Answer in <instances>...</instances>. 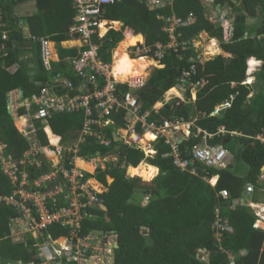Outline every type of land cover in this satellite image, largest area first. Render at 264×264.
Returning a JSON list of instances; mask_svg holds the SVG:
<instances>
[{"label": "trees", "instance_id": "obj_1", "mask_svg": "<svg viewBox=\"0 0 264 264\" xmlns=\"http://www.w3.org/2000/svg\"><path fill=\"white\" fill-rule=\"evenodd\" d=\"M30 1L35 6L25 19L28 26L26 37L14 29L19 22L15 18V8ZM202 1L176 0L172 8L151 10L141 0H116L105 7V19L120 22L123 27L119 31L111 30L102 40L93 38V43L100 47L101 60L110 62L114 50L125 39V31L139 34H129L127 39L131 45L142 41L143 37L147 46L156 43L166 45L169 37L164 31L165 18L172 14L183 18L194 14L197 22L180 28L176 33L182 45L178 52L173 49L165 53L160 62L163 67L153 70L137 96L144 113L160 101L167 91L183 86L187 101L180 102L178 106L174 105L177 100L173 106L165 104L153 112L148 121L162 124L164 119H183L185 123H190L196 117L190 138L178 145L182 160H191L193 148L205 141L212 147L224 148L232 156L226 169L197 165V176H194L179 169L174 157H166L172 154V149L164 139L154 144L156 156L152 158H147L138 148L115 139L118 129L128 127L124 111L113 112L111 125L100 130L95 125L96 134L101 133L110 140L111 145H101L98 138L90 137L80 145L79 158L93 160L114 155L116 161L108 162L105 170L98 168L95 174L86 175L108 190L100 197L107 212L88 209L92 217L84 219L80 237H88L95 230L116 233L119 249L115 250L114 264H229V253L236 255L239 264H264V229L256 227V212L250 206L236 205L237 201L243 199L244 202L249 199L255 205H264V145L255 141L258 136L264 135V0H212L209 6ZM0 3V145L5 146L2 155L7 162L18 160L21 165L17 170V184H20L23 173H27L30 184L27 189L33 191L36 190L33 183L49 174L51 168L28 162L25 153L31 150L33 144L46 147L50 141L43 121L34 123L36 135L33 140L19 131L9 114L8 95L22 90L24 100H32L46 87L57 95L77 94L67 93L55 81L60 76L76 87L81 84L80 76L68 61L79 57L81 50L77 47L66 48L62 44L69 38L68 32L77 9L73 0H0ZM217 9L228 14L231 12L234 27L227 50L232 59L227 61L219 55L208 61H200L193 40L201 32L214 38L228 33L207 16L208 12ZM248 18L254 21L251 29L247 27ZM4 35L7 39H3ZM42 39L56 45L59 59L52 64V70L44 66ZM23 56L29 59L22 60ZM250 58L262 62L256 76L257 84L251 88L242 85L247 77V61ZM192 60L197 70L186 77L184 73L191 72ZM255 65L252 59L249 66ZM14 67L18 68L11 73L9 69ZM202 83L193 102L190 88ZM259 86L262 88L255 93ZM127 91L126 85L117 86V95H124ZM224 105H229V108L212 116L217 107ZM20 111L21 114L27 113L24 108ZM84 120V111L53 112L47 124L61 138V143L67 146L70 142L73 145L77 142ZM140 125L136 126L138 131H141ZM44 156L48 163L54 158L49 149L45 150ZM23 161L25 164H22ZM142 163L147 164L149 169H136ZM66 166H69L68 162ZM81 166L87 170L93 169L89 164L82 163ZM128 167L136 169H133V176H150L148 181L155 178V168L160 174L152 182L144 183L140 178H129ZM3 168L0 160V199L10 198L17 188ZM212 176L219 178L216 187L208 183ZM108 179L113 181L112 184ZM52 186L56 184L47 183L43 190H51ZM248 187L255 190L252 196L246 194ZM222 192H227L229 198L224 199ZM144 195L149 202L143 206V200L139 198ZM47 206L54 211L66 207V204L61 195L57 204L49 202ZM19 214L18 208L0 203V262L41 264L33 247L37 242L34 238L28 236L23 243L16 242L12 237L13 217ZM217 217L221 219V230L216 226ZM70 232L67 227L55 224L49 227L41 240L49 242V234L57 240L69 236ZM201 251L208 254V259L202 258ZM243 251L244 254L241 253ZM82 254L89 257L92 253ZM58 264L77 263L64 257Z\"/></svg>", "mask_w": 264, "mask_h": 264}, {"label": "built area", "instance_id": "obj_2", "mask_svg": "<svg viewBox=\"0 0 264 264\" xmlns=\"http://www.w3.org/2000/svg\"><path fill=\"white\" fill-rule=\"evenodd\" d=\"M141 1L151 10H160L162 8L172 7L176 0ZM211 1L212 0H203L202 2L209 6ZM73 2L77 9L76 18L68 32V40L62 44H74L77 45L74 47H78L81 50L79 57L68 59L73 67V71L80 76L81 84L76 87L71 82L62 80L60 76H57L55 81L63 86L64 91L67 93L76 92L77 94L71 95L64 93L63 95H57L46 87L42 89L39 96L33 97L32 100H24L22 104V107L27 111L26 118L30 123L28 125L29 131L26 132V135L31 140L34 139L36 135V127L34 124L36 121H43L44 124H47L53 112L84 111L85 123L73 148L67 151L59 144L61 138L58 137L57 143H53L51 147L42 150L39 145L33 144L31 150L28 152L30 156H36L42 155L45 150L49 149L52 155L57 157L58 161L54 163V165H56V170L50 175L44 176L40 182L35 181L34 184L36 186L38 184L41 185L51 180L53 177H58L60 173L63 174L64 178L67 180V186L68 184L69 186L66 188L65 185H62L59 188L61 191L58 193L63 194L66 207H61L54 211L49 210L46 207V201L48 198H52L53 202L57 204V198L55 197L56 193L53 192L40 195L36 190L29 191L31 189H27L29 181L27 182L28 175L26 173L23 174V179L25 181L18 185L17 182L19 180L17 167L15 165H11L9 168L10 170L5 172V174L12 179L13 185L15 187L17 186L16 192L10 198L0 199V203L14 206L20 210V214L14 219L12 225L13 236L25 237L31 233H36L37 242L39 240L38 248L40 252L46 260L53 264H57L64 257H68L69 259L71 257L74 259L80 258L79 264H91L90 261L94 264H109L111 254L113 253V246L118 242V236L116 234L109 233L102 242L98 243L92 241L91 238L93 234L84 238L80 237L82 222L89 215L88 209L103 208L100 196L103 193L102 188L105 187H95L96 185L92 181H87L85 179L84 171L76 166L77 159H79L78 154L80 152V145L87 142L90 137L95 136L98 138L101 145H111L110 140L105 139L101 133L99 134L98 132V134H96L97 131L94 129L95 125L98 126V130L104 126L111 125L113 122L110 117L113 112L124 111L126 113L128 127L118 129L115 139H119L123 141L124 144L138 148V150L144 152L147 158L156 156V151L155 149L152 150L151 145L153 146L164 139L165 144L169 145L172 149V154L166 157H174L175 164L179 169L188 171L194 176H197V165H202L206 168L226 169L232 161V156L224 148L220 146L212 147L205 141L202 145L193 148V158L191 160H182L178 145L190 138L192 124H186L183 119H164L162 124L149 122L148 118L153 111L146 110L142 113V105L137 96V93L145 87L148 77L145 74L139 75L135 73L126 79L118 78L115 73V65L117 63L115 55L113 54L112 61L110 62L101 60L99 56L100 47L93 43V38L97 37L99 40H102L111 30L119 31L123 27V24L120 22H113L105 19V7L114 4L116 0H73ZM216 11L221 13V9H217ZM195 20L196 16L194 14L186 18L177 15L168 16L165 18L166 26L164 28V31L169 37L168 44L156 43L153 46H147L145 40L139 41L137 44L128 47L126 53L134 60L145 58L146 60H151L160 64L168 50L174 49L178 52V48L182 46L179 44L176 36L178 30L193 25ZM220 21L221 19L218 20L216 18L213 22L215 24H220ZM125 32L139 36L131 30ZM3 39H7V36L4 35ZM41 47L44 66L47 70H52V64L56 62L55 57L58 55L56 45L50 40L42 39ZM85 47L89 48L87 50H82ZM195 47H197V45H195ZM196 52L200 61L207 59L205 57H200L197 49ZM191 63V72L184 73L186 77L197 70V65L194 60H192ZM119 84L128 87V91L124 95H117V86ZM202 85L203 83L199 86L197 84L191 86L190 84L191 87L196 89ZM193 101H195V97ZM171 105L173 106V103ZM174 105L178 106L180 102L178 101ZM139 123L141 124V131L136 129ZM185 126H187L186 131H184ZM148 134L153 136L152 142L149 143L144 140ZM255 141L264 145V135L258 136ZM150 143L152 144L150 145ZM108 158L116 159L114 155H110L103 160L107 161ZM28 162L38 164L37 162L31 161L29 158ZM67 162L72 166L71 168L66 167ZM22 164H25V161H23ZM129 168L131 167L127 169ZM216 180H218V177L212 176L208 179V183L213 186ZM112 182L109 184H112ZM25 191L34 198V201L28 203L29 208L26 206L25 200L22 199L23 196L25 197ZM254 192L255 190L252 187H248L246 194L252 196ZM221 195L224 199L229 198L227 192H222ZM243 200L237 201L236 205L243 204L250 206V208L256 207V205L248 204ZM146 201L149 202V199L147 198ZM217 213L219 215V211H217ZM217 218L216 226L221 230V219L220 217ZM55 224H60L71 230L69 236L61 237L64 239L62 246H57L58 239H53L51 234L48 236V239H51V241L49 240V244H46L48 242L40 241L49 227ZM258 224L259 220L256 223V227L259 226ZM226 230L231 229L227 228ZM219 234L217 235L219 236ZM111 235H113L112 238L110 237ZM89 251L92 253L89 257L83 256V252ZM241 253L244 254L245 251ZM228 258L229 264H239L236 261V255L229 253ZM11 264L22 263L15 262Z\"/></svg>", "mask_w": 264, "mask_h": 264}, {"label": "crops", "instance_id": "obj_3", "mask_svg": "<svg viewBox=\"0 0 264 264\" xmlns=\"http://www.w3.org/2000/svg\"><path fill=\"white\" fill-rule=\"evenodd\" d=\"M34 6H35V3L33 2V1H30V2H27V3H23V4H18L17 6H16V8H15V18H17L18 19V24L14 27V29L15 30H17L19 33H21V34H23V35H25L26 37H27V35H28V26H27V24H26V22H25V19L28 17V15H30L32 12V10H34ZM174 6V5H173ZM172 6V7H173ZM172 7H170V8H172ZM172 15H175V14H172ZM197 22V19L195 20V23ZM194 23V24H195ZM129 32H125V39L122 41V42H127L128 43V45H127V48L128 47H130L131 46V43H130V41L127 39V37L129 36ZM207 36L208 37V35L206 34V33H204V32H201L193 41H197L198 39H200L199 37H201V36ZM143 37V36H142ZM208 39L210 40V37H208ZM214 39H217V38H214ZM145 39H144V37H143V40L142 41H144ZM121 42V43H122ZM120 43V44H121ZM155 45V44H154ZM64 47H66V48H75L74 46H77V45H74V44H70V43H65L64 45H63ZM78 48V47H77ZM118 48V47H117ZM117 48L114 50V52H113V54L115 55V57L117 58V53H116V51H118L117 50ZM126 48V49H127ZM125 53H126V51H125ZM220 54V53H219ZM127 55V54H126ZM221 55V54H220ZM129 56V55H128ZM219 56V55H218ZM27 59H29V57L28 56H23L22 57V60H27ZM55 59H56V61L58 62V55H56V57H55ZM207 60V59H206ZM154 62V61H153ZM154 68V67H156V68H162L163 66L161 65V64H155V63H151V62H148V67L145 69V71L143 72V74L145 73V75L148 77L150 74L148 73V72H150L151 71V68ZM17 68L18 67H14V68H12V69H9V71L11 72V73H14L16 70H17ZM115 73H116V70H115ZM120 74H122V72H120ZM120 74H116L117 75V77L118 78H120ZM120 79H122V78H120ZM174 91H179V89L178 88H173V89H171V90H169V91H167L166 93H165V95H164V97L160 100V101H158L153 107H151V111H153V112H157L159 109H161L162 107H164V105L165 104H172L173 102H170V103H168L167 102V96L169 95V93H171V92H174ZM197 92H198V90H197ZM197 92H196V95H195V101H196V99H197ZM24 94V93H23ZM8 97L10 98V100H11V107H12V110H13V112L15 113V116H16V120H15V125H16V127L20 130V131H22L23 129H27L28 128V125L30 124L29 122H28V120H27V118H26V115H27V113L26 114H21V109H23V107H22V104H23V101H24V95H23V97H22V93H21V90H15V91H13V92H11L9 95H8ZM186 97V96H185ZM192 99V98H191ZM194 99V98H193ZM177 101H179V102H184V101H187V100H180V99H178ZM194 102V101H193ZM223 109H221V106H219V107H217V109H216V112L212 115V116H217V115H219L220 113H221V111H222ZM21 120H23V122L21 123V125H19V122L21 121ZM196 117H193V119H192V121L190 122L191 124H192V127H194L195 126V123H196ZM189 122L188 123H186V124H190ZM191 127V128H192ZM46 131L48 132V136H49V138H51L52 139V141L51 142H55V143H57V140H58V136H55L54 134H53V132L50 130V128L49 129H46ZM148 138H146V141H148V140H151L152 141V139H148ZM77 140H78V138H77ZM59 144H61L62 146H64L62 143H61V140L59 141ZM76 144V143H75ZM1 146V148H3L4 149V145H0ZM68 146V145H67ZM154 147V145L152 146L151 145V148H152V150L154 149L153 148ZM71 148H73V146H71L70 147V149ZM53 151V150H52ZM28 153V152H27ZM27 153H25V155H26V157H28L31 161H34V162H37V163H39V161H40V159L42 160V162L45 160V162H46V166L47 167H50V168H52V166H51V163H52V160L54 159V161L55 162H57L58 160L55 158V156H53L54 158H51V160L49 161V163H48V161H47V158L44 156V153H42V155H38V158L37 159H35V157L34 158H30V155H29V153H28V155H27ZM41 156V157H40ZM3 160V159H2ZM79 160H80V158H79ZM80 161H82V159L80 160ZM80 161H78V162H80ZM92 161H94V162H92ZM91 161V163H94L93 165H96L97 167L95 168V169H97V168H103L104 170H105V165L104 166H101V162H104L105 160H103L102 158H96V159H94V160H92ZM2 162V161H1ZM84 163H86V162H84ZM79 164H82V163H79ZM90 164V163H89ZM2 165H3V169H4V172H7L8 170H10L9 168L11 167V166H7V165H4L3 163H2ZM141 167H144L145 169H149L148 167H147V164H145V163H142L138 168H136V169H140ZM131 169L132 168H129V169H127V175H128V177H140L143 181L145 180V181H148L149 179H150V176H147V175H145L144 177H142V176H140V175H136V176H132L130 173V171H131ZM134 170H136L135 168H133ZM156 170H157V174H156V176H155V178L154 179H152L151 181H148V183H150V182H152L153 180H155L157 177H158V175L160 174V172H159V170L157 169V168H155ZM96 171V170H95ZM87 173L88 174H92L91 173V171H87ZM94 181V180H93ZM108 181H109V183H111L112 181L110 180V179H108ZM218 181H219V178H218V180H216L214 183H213V186L212 187H214L215 185H217V183H218ZM95 185H96V187L97 188H101V184L100 183H98V182H96V181H94L93 182ZM216 187V186H215ZM102 190H105V189H103L102 188ZM61 190L57 187L56 188V191H55V193H56V198H58L59 199V197L61 198V195H62V197H63V194H60V193H58V192H60ZM16 192V191H15ZM14 192V193H15ZM143 200V202H142V204H143V206L145 205L144 203H146V204H148V201H146L147 200V197L144 195V196H141L140 198H139V200ZM247 201H248V199H247ZM49 202H51V201H49ZM49 202H46V207L49 209V207L47 206V203H49ZM248 204H254V203H252V201L251 202H247ZM255 205V204H254ZM256 206H259V207H264V205H256ZM252 208H256L255 206L254 207H252ZM50 210V209H49ZM255 211V210H254ZM256 212V211H255ZM16 217H13V221H14V219H15ZM259 225V224H258ZM262 229H264V223L262 224ZM28 236H31V238H34L35 240H36V238H37V235H33L32 233L31 234H29V235H27V236H25L24 238L21 236V237H15V236H13V232H12V237L14 238V240L16 241V242H23V240H25L26 241V239H27V237ZM60 239H62V238H60ZM60 239H58V245L57 246H59V245H61L62 246V244H63V240H60ZM37 241V240H36ZM40 241H42L41 239H40ZM24 243V242H23ZM38 245H39V241L38 242H36L35 244H34V248H35V250H37V258H40L41 259V261H42V263L41 264H53L52 262H50V261H48V260H46L44 257H43V255H42V253L40 252V250H39V248H38ZM201 253V255H208V254H206L205 252H203V251H201L200 252ZM207 258H208V256H207ZM59 263V262H58ZM57 263V264H58ZM0 264H3V263H1L0 262ZM30 264H35V263H30Z\"/></svg>", "mask_w": 264, "mask_h": 264}, {"label": "rangeland", "instance_id": "obj_4", "mask_svg": "<svg viewBox=\"0 0 264 264\" xmlns=\"http://www.w3.org/2000/svg\"><path fill=\"white\" fill-rule=\"evenodd\" d=\"M229 12V11H228ZM207 16H209L210 17V19H212V20H215L216 18L219 20V19H221V21H220V24H216V25H219L221 28H224V29H226V31L228 32V33H226V34H224V36H220V38L219 37H217V39H214V37H212V36H210V35H208V37H210V40L208 39V37L207 36H205L204 34V36H201V37H199L200 39H198L197 41H193V43H194V48H196L197 50H198V52H199V56L200 57H205V58H207V61L208 60H211V59H213L214 57H216V56H218V55H222L224 58H225V60H227V61H229V60H231L232 59V57L229 55L230 53H229V51L227 50V45L229 44V41H230V38H231V33H232V31H233V27H234V25L232 24V22L230 21V19L229 18H231L232 16H231V12H229V14H227V13H225V11H221V13L219 12H217L216 10H211L210 12H208L207 13ZM214 23V22H213ZM247 27L249 28V29H251L252 28V26H253V23H254V21L252 20V19H249L248 18V21H247ZM215 24V23H214ZM133 33H131V35H132ZM228 34H229V36H228ZM215 36V35H214ZM214 39V40H213ZM215 45H214V44ZM122 44V43H121ZM121 44H119L118 45V48H117V50L119 49V47L121 46ZM195 45H197V47H195ZM220 47V48H219ZM117 52V51H116ZM220 53V54H219ZM127 54V53H126ZM226 54H228V55H226ZM128 55V54H127ZM130 57V56H129ZM230 57V58H229ZM131 58V57H130ZM132 59V58H131ZM203 60H206V59H203ZM147 62H151V63H155V64H159V63H157V62H153V61H151V60H148ZM250 63V62H249ZM256 64H258V63H256ZM154 69H156V67H152L151 68V71L150 72H148L150 75L152 74V72H153V70ZM255 69V67L254 66H252L251 67V70H250V67H249V70L248 71H251V72H248V74H250V77L248 78V80H247V84H249V85H254V83H255V80L254 79H252V77H251V75L253 76L254 75V73H255V71H253ZM253 71V72H252ZM246 74H247V72H246ZM256 84H257V81H256ZM255 84V85H256ZM262 88V86H259L257 89H256V91H255V93L257 92V90H260ZM179 89V91H174V92H171V93H169V95L167 96V102L168 103H170V102H174L175 100H178V99H180L181 101L184 99V100H186V97H185V90H186V88H184L183 86L182 87H180V88H178ZM196 92H197V89L196 88H190V94H191V98H192V101H193V98L195 97V95H196ZM254 93V94H255ZM229 107V105H224L223 107H221V109H223V110H225L226 108H228ZM23 121L21 120L20 122H19V125H21V123H22ZM186 129H187V126H185L184 127V131H186ZM22 132V131H21ZM23 133V132H22ZM24 135H25V133H23ZM145 140V142H152L151 140H148V141H146V138L144 139ZM69 144V145H68ZM68 144H66V145H68V146H63L67 151L70 149V147L71 146H73V144H72V142H70V143H68ZM152 143H150V145H151ZM4 149H5V147H4ZM4 149H2L1 148V146H0V159H1V161H2V163L4 164V165H7L8 167L9 166H11V162H7L5 159H4V157H3V153H4ZM2 152V153H1ZM54 156V155H53ZM55 158L57 159V157L55 156ZM3 159V160H2ZM58 160V159H57ZM81 160V159H80ZM79 159H77V162H76V166L80 169V170H82V171H84V172H87V171H91V173L92 174H95L96 173V165H93L94 163H91V161H85V160H82V161H80ZM116 159H112V158H108L107 159V161H105V162H101L102 164H101V166H104L105 165V167H106V165H107V163L108 162H111V161H115ZM78 161H80V162H78ZM84 162H86V163H84ZM92 162H94V161H92ZM79 163H83V164H89V165H91L92 167H93V169L92 170H87L86 168H84L83 166H81V164H79ZM56 166V165H55ZM159 176V175H158ZM25 180L22 178V180H21V182L20 183H23ZM143 181V180H142ZM27 182H28V180H27ZM144 183L145 182H147L148 183V181H143ZM96 187V186H95ZM108 190H104L103 191V193L105 194L106 192H107ZM41 194H43V193H40V195ZM148 198V197H147ZM22 199H24L25 200V204H26V206H28V208H29V205H28V203L29 202H31V201H34V198H33V196L32 195H30V194H28V192H26L25 191V197L23 196L22 197ZM247 202H251V200H249L248 199V201H246V203ZM144 204H146V203H144ZM31 207V206H30ZM253 210H255L257 213H256V215H257V217H258V219H259V226H261L262 227V224L264 223L263 221H261L260 219L261 218H264V207H259V206H256V208H252ZM262 214V215H261ZM33 235H37L36 233H33ZM102 236V235H101ZM106 236V235H105ZM105 236H103V237H101V238H99L98 236H92V241H94V242H96V243H98V242H102V240L105 238ZM111 238L113 237V235H111L110 236ZM46 239V238H45ZM45 239H43V240H45ZM49 240L51 241V239L49 238ZM60 240H63L64 241V239H60ZM50 242H48V243H46V244H49ZM68 258V257H67ZM203 259H208L207 258V255H203V257H202ZM69 259V258H68ZM203 259H201L202 261H204ZM70 261H73V262H76L77 264H79V261H80V258H76V259H74V258H70L69 259Z\"/></svg>", "mask_w": 264, "mask_h": 264}, {"label": "clouds", "instance_id": "obj_5", "mask_svg": "<svg viewBox=\"0 0 264 264\" xmlns=\"http://www.w3.org/2000/svg\"><path fill=\"white\" fill-rule=\"evenodd\" d=\"M139 35V34H138ZM142 36V35H141ZM252 59H254L255 60V63H258L257 65H255L254 67H255V69L253 70V71H255V73H254V75L252 76L251 75V77H252V79H254L255 80V83H254V85L252 86V85H249V84H247V80H248V78L250 77V74H248V72H251V71H248L249 70V62L252 60ZM261 67H262V62L261 61H259V60H257L256 58H250L248 61H247V77H246V80L242 83V85L243 86H246V87H254L255 86V84H256V76H257V73L260 71V69H261ZM250 70H251V67H250ZM252 71V72H253ZM14 115H15V113H14ZM15 120H16V116H15V119H14V122H15ZM50 128V130L52 131V129H51V127L48 125V124H45V126H44V131H45V133L47 134V137H48V139H49V141H50V145L49 146H46V147H41L42 148V150L43 149H45V148H48V147H51L52 145H53V143H55V142H51L52 141V139L51 138H49V136H48V132L46 131V129H49ZM20 131V130H19ZM29 131V126H28V128L27 129H23L22 130V132L23 133H25V137H27L28 138V136L26 135V132H28ZM21 132V131H20ZM53 132V131H52ZM54 134V133H53ZM55 136H57L56 134H54ZM31 140V139H30ZM33 140V139H32ZM41 157V156H40ZM81 159V158H80ZM1 160V159H0ZM82 160H85V159H82ZM94 160V159H93ZM85 161H92V160H85ZM39 165H43V166H46V162H45V160L42 162V160L40 159V161H39V163H38ZM38 164H36V166H39ZM11 165L13 166V165H15L16 166V164H14V163H12V161H11ZM21 166V165H20ZM51 166H52V168H51V171H50V173L49 174H46V175H43L40 179H38V180H36V181H38V182H40V180L44 177V176H47V175H50L52 172H54L55 170H56V166L54 165V164H51ZM17 167V166H16ZM67 167V166H66ZM72 166H70V164H69V166H68V168H71ZM100 168V167H99ZM131 168H133V167H131ZM20 169V168H19ZM98 169V168H97ZM96 169V170H97ZM17 170H18V167H17ZM85 173V179L87 180V181H92V182H94V181H96L95 179H93L92 177H89V178H87V172H84ZM24 174V173H23ZM27 174V173H26ZM91 175H93V174H91ZM129 178H140V177H129ZM141 179V178H140ZM94 180V181H93ZM111 180V179H110ZM29 181V180H28ZM66 179L64 178V175L63 174H61L60 173V175L58 176V177H53L51 180H48V181H46V182H44L43 184H41V185H35L34 183V186L36 187V191H38L39 193H43V194H46V193H53V192H55L56 191V188L58 187V188H60L62 185H65L66 186V188H68V186H69V184H68V186H67V183H66ZM112 181V180H111ZM97 182V181H96ZM47 183L48 184H53V183H55L56 184V186H52V188H51V190H48V191H44L43 190V188L47 185ZM30 184L28 183V186H29ZM103 189H105V190H107L106 188H103ZM104 191V190H103ZM102 195H104V193H102ZM101 195V196H102ZM100 196V197H101ZM56 197V196H55ZM49 201H51V203H53V204H55L54 202H53V200H52V198H48V200L46 201V202H49ZM57 203H58V198H57V201H56ZM94 209V208H93ZM96 210H98V211H106L107 212V210H105V208L103 207V208H99V209H97V208H95ZM88 216H90V214L88 215ZM88 216L86 217V218H88ZM90 217H92V215L90 216ZM85 218V219H86ZM259 220V219H258ZM261 221H263L264 222V218H261L260 219ZM84 221V220H83ZM83 223V222H82ZM257 228H262L261 226H258ZM96 231V230H95ZM95 231H93V235H95V236H98V237H103V236H105V235H107V234H109V233H104L102 236L101 235H97L96 234V232ZM98 231V230H97ZM111 233H113V232H111ZM146 233H148V230H146ZM114 234H116V233H114ZM117 235V234H116ZM116 244H118V242L116 243ZM115 244V245H116ZM114 245V246H115ZM119 245V244H118ZM113 246V247H114ZM113 251H114V249H113ZM111 259V258H110ZM110 262V261H109Z\"/></svg>", "mask_w": 264, "mask_h": 264}, {"label": "bare ground", "instance_id": "obj_6", "mask_svg": "<svg viewBox=\"0 0 264 264\" xmlns=\"http://www.w3.org/2000/svg\"><path fill=\"white\" fill-rule=\"evenodd\" d=\"M127 45H128L127 42H122L120 46V52L118 53L116 52L117 53V63L115 65V70H116V74H120V72H122V74H120V78L122 79H126L127 77L135 73L142 75L145 69L148 67V62H147L148 60H146L145 58L134 60V59H131L128 55H126L125 51H126ZM146 138L153 139V136L151 134H148ZM44 154H45V151H44ZM54 163L55 161L53 159L51 164H54ZM130 172H131L130 174L133 176V168L131 169Z\"/></svg>", "mask_w": 264, "mask_h": 264}, {"label": "water", "instance_id": "obj_7", "mask_svg": "<svg viewBox=\"0 0 264 264\" xmlns=\"http://www.w3.org/2000/svg\"><path fill=\"white\" fill-rule=\"evenodd\" d=\"M21 93H22V97H23L24 94H23V91H22V90H21ZM8 110H9V114L13 117V119H15V115H14V112H13L12 107H11V100H10L9 97H8ZM12 163L16 164V166H17L18 168H20V163H19L18 160H13ZM95 232H96L97 235H103V234H104L103 231H99V230H98V231L96 230ZM113 249H114V251H113V253L111 254V259H110L109 264H114V263H115V261H116V251H115V250L119 249V245L116 244V245L113 247ZM90 263H91V264H94L92 261H90Z\"/></svg>", "mask_w": 264, "mask_h": 264}, {"label": "flooded vegetation", "instance_id": "obj_8", "mask_svg": "<svg viewBox=\"0 0 264 264\" xmlns=\"http://www.w3.org/2000/svg\"><path fill=\"white\" fill-rule=\"evenodd\" d=\"M118 52H120V47H119V49H118L117 53H118Z\"/></svg>", "mask_w": 264, "mask_h": 264}]
</instances>
